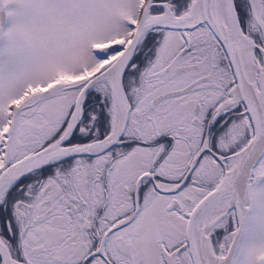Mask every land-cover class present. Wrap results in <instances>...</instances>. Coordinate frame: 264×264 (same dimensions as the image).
I'll return each mask as SVG.
<instances>
[{"label":"snow or ice","instance_id":"obj_1","mask_svg":"<svg viewBox=\"0 0 264 264\" xmlns=\"http://www.w3.org/2000/svg\"><path fill=\"white\" fill-rule=\"evenodd\" d=\"M0 264H264V0H0Z\"/></svg>","mask_w":264,"mask_h":264}]
</instances>
